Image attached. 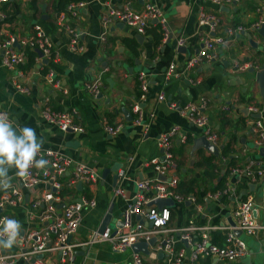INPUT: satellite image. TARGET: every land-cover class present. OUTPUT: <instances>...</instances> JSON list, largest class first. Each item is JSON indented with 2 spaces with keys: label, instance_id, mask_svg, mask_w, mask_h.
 Returning <instances> with one entry per match:
<instances>
[{
  "label": "crops",
  "instance_id": "crops-1",
  "mask_svg": "<svg viewBox=\"0 0 264 264\" xmlns=\"http://www.w3.org/2000/svg\"><path fill=\"white\" fill-rule=\"evenodd\" d=\"M81 1L84 7L67 20L80 32L74 52L67 48L66 34L48 25L56 17L51 9L52 0L38 2L41 13L37 18L28 7L29 0H10L4 7L5 23L0 25V39L12 36L16 41L14 48L18 49L22 48L21 40L31 37L33 25L39 24L52 44L51 50L57 54L55 61L44 66L52 67L58 87L44 80L45 68L38 65L41 56L37 54L30 67L25 64L26 57L11 70L0 67V108L7 113L13 127L18 130L25 126L33 128L37 139L43 140L40 153L50 151L71 162L60 179V203L55 205V213L79 199L94 203L82 207L79 225L68 238L74 245L69 261H61L58 253L52 251L37 258L44 264H130V257L135 253L131 249L116 253L107 241L90 242L89 239L92 231L98 232L102 224L109 229L118 225L121 211L137 193L136 182L161 181L159 176H163L145 163L152 158L160 159L156 140L171 127L176 128L170 138L174 172L178 179L191 182L193 191L187 195L195 198V204L171 203L168 229H177L187 222L204 227L226 223L247 194H253L258 221L264 224V176L257 183H250L243 176H228L230 167H242L248 160L264 163V142L260 146L255 144L256 136L249 124V118L260 114L261 117L255 119L264 126L261 90L264 86V80L261 81L264 79V39L253 27L259 19L264 20V0H234L218 6L203 0H152L167 22V35L159 42H154L145 31L139 34L116 20L105 27L101 23L100 18L105 13L101 2L107 1L116 8L128 3L137 11L144 0ZM201 12L213 14L215 25H199ZM151 25L154 24L150 23L145 29ZM135 35L142 37L141 42ZM206 36L223 37L226 43L216 48L214 59L185 70L186 60L197 53ZM179 37L183 41L177 46ZM126 39L134 41L135 52L127 46ZM27 50L25 47V52ZM169 63L174 64L173 75L165 79ZM234 63L248 66L243 70L234 69ZM140 72L144 73L146 82V92L142 96L137 79ZM96 78L100 83L99 91L93 95L86 85ZM159 93L163 95L161 100L157 99ZM188 103L195 104L208 116L212 130L219 137L217 152L198 140L201 130L180 114ZM247 106L257 111L246 116L243 111ZM46 107L62 112L73 109V122L81 131H60L48 123L42 116ZM135 107L139 114L134 111ZM106 125H119V131L108 135L104 131ZM226 145L229 149L225 154L222 150ZM221 151L224 156L220 155ZM44 154L43 157H47ZM210 165L219 169V174H214ZM77 166H84L92 173V179L74 181L72 175ZM4 167L7 177H0V180L10 187L0 184V193L16 189L22 196L20 203L5 205L0 212L19 224L18 235L10 249L4 248L6 243L0 241V255H14L22 252L21 236L44 225L35 218L29 219L27 210L36 201L39 204L35 211L45 208L40 198L46 187L38 183L24 188L15 175L16 168ZM220 181V188L230 181L236 185V191L224 200L209 199L208 193L213 192ZM116 190L119 193H115ZM143 195L150 197L152 190ZM145 226L149 227L147 223ZM238 236L248 247L249 264H257L253 255L255 251L264 255V231L256 237L241 233ZM197 237V233H191L192 240ZM155 242L156 238L150 245L140 242L146 244L148 253H140L147 263L160 261L161 255L157 257L159 253H153ZM184 248L188 254L190 247ZM12 264H32V259L14 256ZM201 264L246 262L243 258L233 262L204 258Z\"/></svg>",
  "mask_w": 264,
  "mask_h": 264
},
{
  "label": "built area",
  "instance_id": "built-area-1",
  "mask_svg": "<svg viewBox=\"0 0 264 264\" xmlns=\"http://www.w3.org/2000/svg\"><path fill=\"white\" fill-rule=\"evenodd\" d=\"M10 0H0V25L5 23L6 15L4 7ZM209 1L215 5H220L223 2L232 3L234 0H203ZM85 3L81 0L70 1L65 9L59 12L55 17L56 28L63 31L68 37L67 48L74 52L79 39L80 32L72 28L67 20L75 17L79 9L83 8ZM104 8L105 13L101 16V23L105 27L111 20H116L123 25L134 29L137 33L143 34L145 28L152 20L156 21L161 32V39H165L168 28L166 19L161 10L153 3L152 0H144L139 10H133L128 3L121 7H112L109 2L100 3ZM215 17L211 13L201 12L199 15V25H215ZM264 23L263 19H259L254 23V29L260 27ZM214 27V26H213ZM33 32L29 39H23L19 42L22 48L15 49L16 42L12 36H5L0 39V67L11 70L13 67L23 63L25 59V47L29 50L37 49L40 52L38 65L43 67L48 62L52 63L56 60V52L51 50L52 44L48 37L43 32L39 24L33 25ZM104 33V32H103ZM102 38V36H101ZM182 37L176 40V45L182 44ZM226 43L225 38L218 36H206L200 42V47L195 55L190 56L184 65L185 70L195 67L203 61H209L215 58L216 48L219 45ZM44 61V62H43ZM246 65H237L234 63V69H246ZM44 80L51 86L58 87V81L54 77L52 67L44 66ZM174 64L169 63L165 72L164 78L168 79L173 75ZM141 96L146 92V82L144 73L140 72L137 75ZM99 79H94L93 82L86 85L87 90L96 95L99 89ZM17 87V86H16ZM18 88V87H17ZM163 98L162 93L157 95V99ZM171 106L173 104H170ZM201 107V106H200ZM247 115H252L257 109L253 106L245 108ZM134 111L139 114V110L135 107ZM0 114L7 113L0 108ZM180 114L184 116L189 123L201 130V137L210 143L212 146L218 147V134L212 130L208 116L199 109L195 104H186L181 109ZM75 111H52L49 108H44L42 111L43 118L50 124L56 126L60 131L80 132L81 128L73 122ZM252 117V116H251ZM8 118V116H7ZM9 120V118H8ZM249 124L255 133V144L260 146L264 142V126L259 119L249 118ZM139 123V119L136 120ZM146 127V125H144ZM104 131L108 135H114L119 131L118 126H104ZM176 132L175 127H171L168 131L159 135L156 144L160 148V159L152 158L145 165H151L152 170L158 175H162L164 181H138L136 182L137 193L131 201H128L125 208L119 216L120 225L111 229L104 228L102 232L97 230L92 231L90 242L107 241L113 252L123 253L130 247L139 242H147L151 237L156 238L153 253L161 255L160 261L147 263L140 252L132 253L130 264H201L204 258H215L216 260L233 262L237 259L244 258L248 255V247L245 241L235 231H240L246 236L256 237L260 231H264V224L258 221V207L253 194H247L238 206L232 212L230 218L233 221V226L227 221L222 224L212 226H199L192 222H187L186 225L177 229H168L170 219V208L166 205L156 207L151 204L154 200H170L171 203L188 201L195 204V198L191 195L182 197L175 193V188L178 182L176 176L175 163L173 155L170 151V138ZM39 153L37 158L47 161L43 168L31 167L28 174L21 177L15 175L24 188H30L38 183H43L48 187L41 194V202L45 204V208L35 211L38 208L39 202L36 201L30 204L27 210L29 219L35 218L39 223L44 225L37 230H29L20 238L22 252L14 255H0V264H12L14 256L23 258L31 257L32 264H44L38 255L46 251L57 252L60 260L69 261L72 254L73 244H70L68 238L79 225L80 212L83 206H93L92 201L79 199L73 203L63 206L60 213H55L54 207L60 203L58 191L61 188L60 179L67 171V167L71 164L68 159L60 158L56 154L46 151ZM225 161V158H222ZM225 163V162H224ZM168 174V175H166ZM90 173L84 166H77L73 172L74 181H88L92 179ZM229 177H246L250 183H257L264 176V163L257 160H248L242 167H230L228 170ZM73 183V181H71ZM53 189V190H51ZM152 195L146 197L144 192L151 191ZM236 191V185L227 181L223 188L216 189L208 193L207 197L212 200H221L224 196L232 194ZM115 193H119L118 190ZM22 200L21 194L16 189L5 190L0 193V212L5 205L14 206ZM134 219V221H133ZM8 219L0 214V241L7 243L10 234L5 231V222ZM146 223H151L146 227ZM211 231H221L225 236L223 246L213 244L210 237ZM174 233H176L174 235ZM191 233H197L196 240H192ZM179 247H176L177 243ZM178 243V244H179ZM184 247H190L188 254L185 253ZM35 258H32V257Z\"/></svg>",
  "mask_w": 264,
  "mask_h": 264
},
{
  "label": "clouds",
  "instance_id": "clouds-1",
  "mask_svg": "<svg viewBox=\"0 0 264 264\" xmlns=\"http://www.w3.org/2000/svg\"><path fill=\"white\" fill-rule=\"evenodd\" d=\"M43 140H38L35 130L31 127H22L19 130L13 127L5 114H0V177H7L5 165L15 167L17 175L23 177L31 167L43 168L47 161L38 159ZM10 179V178H9ZM4 188L10 184L0 180ZM19 224L15 220L5 222V231L10 238L4 248L10 249L18 235Z\"/></svg>",
  "mask_w": 264,
  "mask_h": 264
},
{
  "label": "trees",
  "instance_id": "trees-1",
  "mask_svg": "<svg viewBox=\"0 0 264 264\" xmlns=\"http://www.w3.org/2000/svg\"><path fill=\"white\" fill-rule=\"evenodd\" d=\"M40 1L41 0H29L28 7L31 10L34 18H37L40 15V13H41L40 7H39L40 4L38 3ZM70 1H74V0H52L51 9H52L54 15L56 16L59 12L63 11L65 9V6ZM48 25L50 27H53V26H55V22L54 21H50V22H48ZM149 27L147 29H145V33L146 34L148 33V35L150 36V38L153 39L154 42L161 41V32L159 30L158 25L154 24V25H151ZM125 42L127 43V46L133 52H135V50H134V46H135L134 41L132 39H126ZM36 56L37 55H36L34 50H29L28 49L25 52V57H26V63L25 64H26L27 67H30L31 65L34 64V58ZM228 144H230V143H228ZM227 148L229 149V145L224 146V148L222 150L223 153H225L227 151ZM222 151H221L220 155L224 156L222 154ZM229 164H230V160H229ZM210 168L215 170L214 174H219V169H217L215 166L210 165ZM220 186H221V181L218 183V185L215 188L219 189ZM217 187H219V188H217ZM216 189H213L212 191H215ZM192 191H193V187H192L191 182H189L188 180L178 179V182H177V185H176V188H175V193L176 194H179L182 197H185L187 194L191 193ZM61 192L62 191H60L59 193H61ZM225 197L226 196H224L222 198V200L226 199ZM210 237H211V241H212L213 244H216L218 246H223L224 243H225V236H224V234L221 231H211L210 232ZM179 246H180V243L176 244V247H179Z\"/></svg>",
  "mask_w": 264,
  "mask_h": 264
},
{
  "label": "water",
  "instance_id": "water-1",
  "mask_svg": "<svg viewBox=\"0 0 264 264\" xmlns=\"http://www.w3.org/2000/svg\"><path fill=\"white\" fill-rule=\"evenodd\" d=\"M42 18H43V17H42ZM151 23L156 24V21H155V20H152ZM120 25L122 26L123 23H120ZM256 31H257L258 33H260V34L262 35L263 39H264V23H262V24L260 25V27L256 29ZM135 38H136V40H137L138 42H141V40H142V37L137 36V35H135ZM168 39H169V38H167L166 40H168ZM15 44H16V43H14V46H15ZM34 51H35V53H36L38 56L41 55L40 52H39L37 49H35ZM43 62H44V61H43ZM263 75H264V74H263ZM263 80H264V79L262 78L261 81H263ZM263 85H264V83H263ZM261 90H262V93H263V95H264V86H262V89H261ZM243 112H244L245 115H247V111H246V110H244ZM260 117H261L260 114H258V115L255 116V118H260ZM67 131H69V130H67ZM198 140H201V142L203 143V145H205L206 147H208V149L213 150L214 152H215V151L217 152L218 149H217L215 146H212L210 143H208V142L204 139V137L198 138ZM262 155H263V157H264V149L262 150ZM159 179H160L161 181L164 180V178L161 177V176H159ZM45 187L47 188L48 185H46ZM51 190H53V189H51ZM151 204H155L157 207H160V206H162V205L169 206V205H171V201L168 200V199H166V200H160V199H157V200H154ZM59 207H62V205H59ZM228 222L230 223V225H232V226L234 225V224H233V221H232L231 218L228 219ZM147 224H148V226L151 225V223H147ZM119 225H120V223L118 222V225H117V226H119ZM103 228H104V226H103V224H102V225L100 226V228H99V231L101 232ZM240 233H241L240 231H235V234H236V235H240ZM154 241H155V238L152 237L151 239H149V240L147 241V244L150 245V244H152ZM83 249H84V248H83ZM130 249H131L132 251H134V252H142V253H145V254L148 253L147 250H146V244H144V243H140V242H139V243H135V244H133V245L130 247ZM157 257H160V254H158ZM243 260H245L246 264H249V255L246 256V257H244Z\"/></svg>",
  "mask_w": 264,
  "mask_h": 264
},
{
  "label": "rangeland",
  "instance_id": "rangeland-1",
  "mask_svg": "<svg viewBox=\"0 0 264 264\" xmlns=\"http://www.w3.org/2000/svg\"><path fill=\"white\" fill-rule=\"evenodd\" d=\"M249 237H251V236H249ZM256 252H259V251L254 252L253 261L256 262L257 264H264V255L263 254H257Z\"/></svg>",
  "mask_w": 264,
  "mask_h": 264
}]
</instances>
